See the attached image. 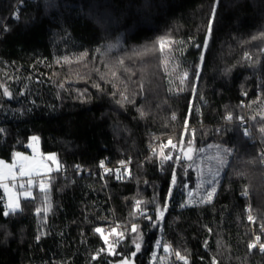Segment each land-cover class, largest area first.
<instances>
[{
  "label": "trees",
  "instance_id": "1",
  "mask_svg": "<svg viewBox=\"0 0 264 264\" xmlns=\"http://www.w3.org/2000/svg\"><path fill=\"white\" fill-rule=\"evenodd\" d=\"M18 2L0 0V158L38 135L60 170L9 216L0 188V264H264V0ZM202 149L219 179L193 203Z\"/></svg>",
  "mask_w": 264,
  "mask_h": 264
},
{
  "label": "rangeland",
  "instance_id": "2",
  "mask_svg": "<svg viewBox=\"0 0 264 264\" xmlns=\"http://www.w3.org/2000/svg\"><path fill=\"white\" fill-rule=\"evenodd\" d=\"M36 139H33V138ZM174 144L176 147L175 143ZM172 146V145H170ZM167 147V146H166ZM174 147V149H175ZM28 151L17 152L11 160L0 158V188H2L6 195V205L11 202L19 203L21 209V199L25 198V193H30L27 198L32 196L33 184H30L28 189L25 188H10L8 182L14 179L29 178V177H40L41 185L44 189L47 188L49 177L56 171L60 170V163L57 155L55 153L45 154L41 148V139L38 135H33L27 145ZM177 152V157L179 158L182 152L181 147L175 149ZM193 153H189V157L192 158ZM191 167L197 170V181L198 188L195 194V189L189 186V196L190 201H204L209 202L213 199H208V192L212 190L213 187L216 189V184L218 181L217 173L209 172L207 168V162L205 165V170L202 165L206 159H209L208 153L205 149L199 150L196 154ZM171 157V155H169ZM23 171V175L21 172ZM40 185V188H41ZM216 191V190H215ZM195 194V195H194ZM114 245V244H112Z\"/></svg>",
  "mask_w": 264,
  "mask_h": 264
},
{
  "label": "built area",
  "instance_id": "3",
  "mask_svg": "<svg viewBox=\"0 0 264 264\" xmlns=\"http://www.w3.org/2000/svg\"><path fill=\"white\" fill-rule=\"evenodd\" d=\"M22 0H19V2L17 3V5L14 7L12 15L15 19H19L20 18V11H21V7H22ZM240 123L246 128L247 131V135L248 137H252L254 136V131H253V126L251 124L250 119L248 118V116L241 118ZM171 145L170 143L166 144V146ZM261 156H264V150L261 151L260 153ZM103 165V166H101ZM112 166L108 165V163L105 161H101L100 162V166H99V170L102 174H107L109 172L112 171ZM33 184V187L36 186H40L41 185V178L36 176V177H29V178H20V179H14L8 182V185L10 188H15V187H19V188H25L28 189L30 187V184ZM21 185H23V187H21ZM250 210V207H249ZM253 217V220L251 221L252 224V233H253V237L250 243L251 245H255V247H251L253 249L259 250V251H264V249L261 248V245H264V243L262 242V235L259 232H264V226L260 225V226H256L255 222V218L252 214H250ZM149 217L151 219H149ZM138 218L140 220L141 223H143L149 230H153V223H154V211L153 210H148V209H138ZM104 232H107L109 230V227L106 226L104 228H102ZM257 237H259L260 239L257 240ZM106 251L109 254H113L115 253V245L112 244H108L106 246ZM173 258L176 262H182L183 264L186 263V260L177 253V252H173L172 253Z\"/></svg>",
  "mask_w": 264,
  "mask_h": 264
},
{
  "label": "snow or ice",
  "instance_id": "4",
  "mask_svg": "<svg viewBox=\"0 0 264 264\" xmlns=\"http://www.w3.org/2000/svg\"><path fill=\"white\" fill-rule=\"evenodd\" d=\"M209 31H210V29H209ZM5 92H6V94L10 95V93H7V90H5ZM262 131H264V129H262ZM33 139H36V138L34 137ZM169 143L171 144V141H169ZM173 147H175V145H173ZM166 158L167 159H171V157H166ZM0 163H2V162H0ZM101 166H103V165H101ZM21 174L22 175L24 174L23 171L21 172ZM174 182H175V179H173V183ZM21 187H23V185H21ZM215 190H216L215 187H213L212 190L210 192H208V199L209 200L212 198L213 194L215 193ZM41 191H44L43 185H41ZM28 195H30V193H25V198H27ZM164 210H166V209H164ZM164 210H161L160 213H159L161 218L164 215ZM18 211H20L19 203H14V202L10 201V203L8 205H6V210L3 212V215L4 216H9L10 214H14V213H16ZM149 219H151V218L149 217ZM248 219L250 221H252L253 217L251 215H249ZM96 231L100 232L101 234H103L102 233V229H100V228H97ZM133 231H136L135 226H133ZM259 239L260 238L257 237V240H259ZM251 247H255V245H251ZM136 248H137V250H139V248H140L139 243L136 244ZM261 248L264 249V245H261ZM101 251H103V249H101ZM133 255H134V253H133ZM182 259H183V257H182ZM120 264H129V259L128 258L122 259L120 261Z\"/></svg>",
  "mask_w": 264,
  "mask_h": 264
}]
</instances>
